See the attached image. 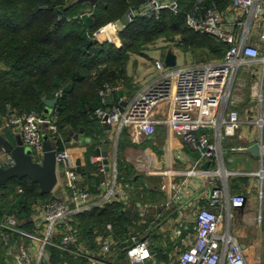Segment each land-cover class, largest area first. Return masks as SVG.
Instances as JSON below:
<instances>
[{
    "label": "built area",
    "instance_id": "1",
    "mask_svg": "<svg viewBox=\"0 0 264 264\" xmlns=\"http://www.w3.org/2000/svg\"><path fill=\"white\" fill-rule=\"evenodd\" d=\"M197 0L193 9L187 11L188 25L200 32L211 34L229 43L224 56L219 59L197 61L167 66L162 58L155 60L159 74L141 88L125 104L113 103L109 108L98 107L96 113L114 126L119 134L124 127L138 134H152L157 124L163 122L185 141L196 147L201 158L216 155L219 143L226 136L238 133L242 119L238 109L240 99L237 89L251 80V98L257 100L256 114L250 116V123L256 124L260 133L264 131V0H231L224 8L217 5L206 7ZM164 9L174 13L182 10L180 0H144L138 7L127 11L130 20L136 17L159 16ZM90 11V10H89ZM91 12V11H90ZM123 27L119 19L110 20L89 33L96 41H120ZM108 91L103 92L106 97ZM61 90L56 91L59 95ZM170 101L169 111L163 117L156 115L157 106ZM251 111H254L252 108ZM46 123V125H44ZM55 143L62 137L58 126V114L51 111L48 117L35 110L13 112L0 127H9L18 132L26 145L33 150L35 160L42 161L44 154V132ZM205 128H213L212 140ZM264 144L263 138L260 141ZM245 147V146H241ZM57 162L63 167L71 187L70 197L53 196L43 203L35 204L34 231L21 228L16 213L0 217V237L8 246L10 264H40L50 258L49 246L68 250L74 257L85 259L79 264H118L108 256L114 251L117 238L112 222H107V233L97 235L98 247L89 246L79 240V231L74 217L95 206L121 200L128 196L130 183L118 181V164L107 163L97 152L92 160L102 176L99 193H91L79 184L72 153L67 148L57 147ZM0 162L4 166L15 163V158L5 147L0 149ZM201 172L206 175L223 173L236 174L240 171L220 167L218 169H188L187 174ZM264 179V167L244 171ZM22 191V188H19ZM263 196V187L259 190ZM224 190L215 187L211 203L219 204ZM247 195L235 192L227 200L228 215L233 209L245 205ZM170 199L166 204L170 203ZM262 220V214L258 215ZM195 235L186 239V248L178 253L176 262L164 264H264L262 255L250 257L249 247L243 245L224 222L222 214L211 207L201 206L195 212ZM181 232V228L177 229ZM15 233L18 236L15 237ZM14 236V237H13ZM132 244L126 249L127 264H145L155 257L150 237L131 236Z\"/></svg>",
    "mask_w": 264,
    "mask_h": 264
},
{
    "label": "trees",
    "instance_id": "2",
    "mask_svg": "<svg viewBox=\"0 0 264 264\" xmlns=\"http://www.w3.org/2000/svg\"><path fill=\"white\" fill-rule=\"evenodd\" d=\"M143 1L97 0L88 6L84 0H0V117L8 116L11 109L43 114L42 97L53 98L61 90L53 109L58 114L61 134L70 136L82 126L84 132L93 133L98 123L96 108L106 105L96 96V91L112 86L115 79L110 75L122 72L131 54L142 52L148 47L146 44L162 35L172 39L179 35L176 44L192 51L200 60L222 58L229 48V43L188 25L187 11L193 9L197 0H180L179 13L164 9L157 17L140 16L128 21L120 31V46L89 37L91 31L110 20L120 19L130 7H138ZM201 3L206 7L224 8L231 0H202ZM111 65H116L112 73ZM82 96L95 98H87L82 109L77 104ZM55 143L63 147L60 137ZM95 154L97 151L92 147L87 157L88 163H95L98 172L96 162H91ZM119 170L118 167V181H122ZM95 182V187L88 190L97 194L101 176ZM53 196L51 192H41L39 183L28 176L13 177L0 186V217L15 212L19 226L34 231V205ZM133 212L123 201L115 200L79 213L73 222L78 228L79 240L94 248L98 247V233L105 231L107 222H112L118 243L108 258L115 263H125L132 234L150 237L156 251L165 257L170 243L163 246L162 232L146 229L149 226L139 222V211ZM49 251L50 258L40 264H79L85 260L60 247L49 246ZM10 260L8 246L0 237V264H10Z\"/></svg>",
    "mask_w": 264,
    "mask_h": 264
},
{
    "label": "crops",
    "instance_id": "3",
    "mask_svg": "<svg viewBox=\"0 0 264 264\" xmlns=\"http://www.w3.org/2000/svg\"><path fill=\"white\" fill-rule=\"evenodd\" d=\"M84 2L88 6L92 5L91 0H84ZM115 44L120 46L122 44L121 38ZM169 47L172 46L159 47L161 51L157 56H149L148 47L140 53H135L141 56L138 59H134L131 55L122 72L110 75L115 79V83L112 86L109 84L105 90L99 88V92L96 91V96H100L102 101L106 103L102 107L109 108L113 103L125 104L141 88L151 82L159 74L155 60L162 58L165 61ZM174 51L177 53L176 64L205 61L195 57L193 60L179 63L178 51L188 53L190 50L179 48V50L174 49ZM145 55L151 58L145 59ZM115 66L111 65L110 73L114 71ZM101 67H105V65ZM94 75V79H96L97 74L95 72ZM106 90L108 94L104 97L103 92ZM108 95L111 96L112 104L108 101ZM87 98L92 99L95 96H82L77 101L78 107L84 109L83 103L86 102ZM255 105L250 93L246 94L245 99L240 97L238 109L242 125L238 133L226 136L218 142L219 147L216 155L208 158H201V153L196 147L185 141L182 136L176 134L163 122L157 124L156 131L152 134H138L127 127H124L118 134L115 127L107 123L97 113L98 123L93 133L84 132L85 129L82 126L79 131H72L70 136L62 134L60 138L63 143L62 148H67L73 155L75 168L79 175V184L86 188L95 187V178L101 176L96 171L95 163H88L87 154L92 147H95L97 151L99 140L108 143L109 162L117 163L120 169L123 182H119L124 184L126 181L125 183H130L133 187V189L131 187L128 196L121 201L129 211H134L133 213L139 211V222L148 225L149 227L146 229L154 228L158 233L162 232L163 246H168V242L170 243V251L163 257L159 251H156L157 248H154L152 242L155 257L145 264L177 263L178 253L187 246L186 239H193L195 235V212L201 206H208L220 212L224 222L230 225L232 232L238 236L240 242L249 247L250 257L254 258L257 255H262L264 248V194L263 196L259 194L260 188L263 187L264 189V179L259 175L244 171L264 167V144L261 145L260 143L261 151L259 154L245 149L256 141L260 142L261 138L264 140V131L261 134L259 127L249 121L252 113L253 115L256 114ZM169 106L170 101L161 102L157 106L156 115L158 117L165 116L169 111ZM251 108L254 111H251ZM53 109L54 107L52 110H46L45 103L44 111L50 113ZM13 112L15 110L11 109L9 115ZM6 116L0 117V125ZM205 131L209 133L212 140H215L213 128H205ZM43 132L48 133L45 126ZM18 138L19 133L12 128L0 127V149L4 147L3 141L16 143ZM54 145L58 147L56 143ZM241 146L245 147L241 148ZM222 166L240 172L230 175L223 173L206 175L201 172L187 174L188 169L193 167L201 170L218 169ZM98 186L97 184V189ZM215 187L222 188L224 195L219 204L213 205L210 196ZM235 192L245 193L247 200L244 206L234 208L233 216L230 217L227 200L229 195ZM51 193L54 196L67 199L70 197L71 187L68 184V176L65 169L60 165H58V182ZM168 199L171 201L166 204ZM35 210L34 205L33 215ZM259 214H262L261 221L258 220ZM178 228H181V232H177ZM107 232L105 227V231L98 234H106ZM124 264H127V261Z\"/></svg>",
    "mask_w": 264,
    "mask_h": 264
},
{
    "label": "water",
    "instance_id": "4",
    "mask_svg": "<svg viewBox=\"0 0 264 264\" xmlns=\"http://www.w3.org/2000/svg\"><path fill=\"white\" fill-rule=\"evenodd\" d=\"M97 0H91L94 4ZM130 17L126 12L120 19L119 23L124 28ZM177 62V53L173 47H169L165 56V63L167 66L175 65ZM109 103L111 96H107ZM46 103V110H52L58 101V95L53 98L43 97ZM50 113L44 111L43 117H48ZM46 125V123H44ZM3 146L9 150L15 158V163L9 166H4L0 162V186L5 185L13 177L28 176L33 181H36L40 185L41 192H52L56 183L58 182V162H57V148L53 141L48 137L47 133H44V154L42 161L35 160L33 157V150L30 146L26 145L22 136L19 134V138L16 143L9 141H3ZM255 154H259L261 151L260 142L256 141L245 148ZM97 151L104 156V161L109 166V149L108 143L103 140L98 141ZM264 151V146H263ZM80 163V160L78 161ZM79 170L80 165L78 166Z\"/></svg>",
    "mask_w": 264,
    "mask_h": 264
},
{
    "label": "rangeland",
    "instance_id": "5",
    "mask_svg": "<svg viewBox=\"0 0 264 264\" xmlns=\"http://www.w3.org/2000/svg\"><path fill=\"white\" fill-rule=\"evenodd\" d=\"M176 39H179V35H175V39H172L171 36H164V35H162L159 38H157L155 41H153V42H151L149 44H146V45H148L147 50H149L148 51L149 56H157V54L159 53V51H161L160 48H159L161 46H165L166 47V46H169L170 45L174 49H178L179 50L180 47L176 44V42H175ZM131 55L134 57V59H138L139 57H141V56H138L135 53H132ZM178 55H179L178 56V62L179 63H183L184 61H187V60H193L195 57H197L192 51H190L188 53H184L182 51H178ZM148 58L150 59L151 57H147L145 55V59H148ZM250 91H251V80H248V79L245 81V84L240 85L239 86V89H237V93H238L239 97H241V98L243 97V99L246 98V94L247 93L249 94ZM254 102H255V104L258 103V101L255 100V99H254Z\"/></svg>",
    "mask_w": 264,
    "mask_h": 264
}]
</instances>
